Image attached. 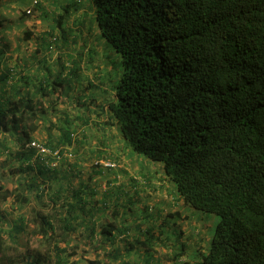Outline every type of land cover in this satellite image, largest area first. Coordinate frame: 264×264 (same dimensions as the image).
<instances>
[{
	"label": "trees",
	"instance_id": "trees-1",
	"mask_svg": "<svg viewBox=\"0 0 264 264\" xmlns=\"http://www.w3.org/2000/svg\"><path fill=\"white\" fill-rule=\"evenodd\" d=\"M4 2L0 0V11ZM23 2L20 0V5ZM92 2L103 38L121 56L115 96L106 106L126 144L134 152L162 163L187 205L217 216L208 248L199 250L192 264H264V0ZM3 10L0 33L6 27L7 14ZM3 35L0 34V152L13 153L19 163L16 171L28 173L30 181L22 191L20 186L0 184V202L10 197L20 203L37 198L41 205L44 177L62 173L59 181L68 179L67 166L76 157V150L70 147L71 134L63 131L58 140L51 134L45 141L38 140L35 133L43 127L45 118L30 94L21 93L18 83L22 78L8 64ZM54 41L51 38L42 48L56 49V54L64 56L58 63L64 65L71 54L68 48L61 47L63 42L55 47ZM57 75L49 83L57 96L82 79L75 63L68 73L65 68L63 77ZM60 124L62 127V119ZM10 145L15 148L9 150ZM94 158L91 160L95 166L89 175L106 176L104 169L109 167L99 166V158ZM68 182L71 179L61 184L67 186ZM88 186L92 187L91 183ZM56 188L59 200L61 193ZM73 190L59 206L34 214L37 228L31 234L40 239L41 250L29 245L30 237L35 236L26 235L20 250L24 260L21 264L103 263L68 248L70 238L78 243L71 235L74 229L86 225L74 212L82 211L84 193ZM60 207L65 208L63 212ZM4 213L0 210V224L7 221ZM16 219L9 222L7 230L12 240L28 224L33 225L24 214ZM95 222L88 232L92 234L89 242L96 233L102 248L112 244L117 235L128 232L114 221H100L99 225ZM141 243L144 249L149 245ZM128 244L134 246L132 242ZM121 248L109 249L105 257L116 260L130 250ZM182 251L173 252L170 259H178ZM4 257L0 252V259ZM15 263L13 257L6 256L3 264Z\"/></svg>",
	"mask_w": 264,
	"mask_h": 264
},
{
	"label": "rangeland",
	"instance_id": "rangeland-1",
	"mask_svg": "<svg viewBox=\"0 0 264 264\" xmlns=\"http://www.w3.org/2000/svg\"><path fill=\"white\" fill-rule=\"evenodd\" d=\"M89 1V2H88ZM92 0H37L36 6L35 3L32 2V0H24L23 3H21V7L19 9L20 14H23L26 16L25 19H33V23L31 25H19L16 24V26H13L9 29H4L1 33L5 34L4 36H12L14 38H26V35L39 37L42 39V42H47L51 40V38L54 41L55 47L63 42L64 45L61 47H66L68 43H70L71 39H74L78 43H85L83 45V49H86L87 51H81V56H86L87 60H83L84 63L90 62L89 57L92 58L91 62H96L99 59V52H102V58L105 53H110L109 59L113 60L115 59V56L118 57V52L114 51L112 46L110 44H107L105 39L103 38L100 28L97 24V21L94 17V15L91 14V3ZM93 3V2H92ZM33 4V5H32ZM65 6L70 8V13L73 12L72 15H69L66 13ZM74 7H76V10H74ZM30 9L29 13H23L26 9ZM78 9H82L84 12L81 14V17H76ZM5 14H7L6 18L8 20H14L16 21V17L20 16L19 14L16 15L11 10L5 11ZM68 17H70V20L68 21ZM35 19H39L40 22L36 23ZM0 33V34H1ZM55 37V38H53ZM77 38L79 40H77ZM103 38V39H102ZM66 40V41H64ZM74 42V43H76ZM41 43V41H40ZM108 46V48H106ZM60 47V48H61ZM112 50V51H111ZM94 56H91V55ZM96 54V55H95ZM90 55V56H88ZM116 57V59H117ZM104 61H106V57H104V60L102 61V64H105ZM90 62V63H91ZM100 64V61H97ZM120 65V64H119ZM118 65V66H119ZM97 68H99V65H96ZM59 70L62 72L59 73L62 77L65 74L64 67L62 68L60 65L58 66ZM96 76V79L104 82V77L100 76V73L97 76V73L93 74ZM112 76V75H111ZM112 78V77H111ZM84 84L86 83H79L76 85H73L69 90H67V93L63 92L60 93V96H56V99H49L47 101V105L43 103V111H41V115L45 117L48 121L52 122L51 119H55L57 117V121L54 122V124H57L61 122L63 126L62 131L64 133L70 134V131H73L74 129H77L78 126L74 123L72 124L70 120V110L66 106L65 101L63 102L62 98H67L68 100H75L80 101L83 103L82 106H79L82 110V113L84 115L88 114V111L86 107L84 106V100L91 102V99L96 100L98 97L102 98L100 92H101V86H89L87 88H84ZM51 88V87H49ZM50 97H54L55 93H50ZM76 97H74V96ZM78 95V96H77ZM60 99V108L57 105ZM47 99H45L46 101ZM44 101V102H45ZM51 104V106H50ZM59 108V109H58ZM59 115V116H58ZM93 116V115H92ZM45 120L43 122V127L39 131V134L37 137L40 141H45L50 136L47 132L48 128L45 125ZM53 123V122H52ZM92 128V126H90ZM56 128V127H55ZM103 129V128H102ZM102 133H105V130H99ZM85 135L84 133H80L78 136L79 140L85 139L83 138ZM63 141H66L67 139H64L62 137ZM70 139L72 140V136H70ZM77 139V138H76ZM50 140V139H49ZM70 140V141H71ZM85 145H88V142H86V139L84 140ZM54 144V143H53ZM11 147H8V149H14L15 145H10ZM58 147H61V145H56ZM68 147V146H63ZM74 148V147H73ZM131 150V149H130ZM132 152V153H131ZM131 154H135L137 156L139 153H136L131 150ZM97 153V152H96ZM77 157H73L70 159L71 165L67 166L69 168L70 173L68 174L69 178L64 179L61 182L66 183L67 180L71 179L74 180L75 183H70L75 187V190L73 191H79L84 193V197H86V200H90V203L86 202L82 203V211L81 209L75 210L74 212L79 216V222L83 224H87V221L85 222L84 217L87 213L91 214L95 220L98 222H95V224H100V221L110 222L114 221V223L117 226H120V228L125 229L124 231L128 232L121 235V237H118V240L125 241H131L129 237H132V235H137L141 239H145V241L149 244V247L147 251L145 252L144 246H141L139 244L132 247H124L128 248L129 252L125 255L118 257L116 260L106 258L105 257V249L101 247V244H99V236L97 238L94 237L93 240L89 242L90 235L89 236H83L82 233H79L78 230H81V225L79 227H76L74 229L71 235L76 236L78 243L72 242V238L69 239L68 248L70 250H79L80 253H84V255L87 258L90 259H99L103 260L102 264H192L194 263V260L196 261V256L198 257V251H202L205 249V247L208 248L210 243V237L212 233V229L214 226V222L217 220V216L215 214L206 213L197 209H194V211L188 212V214L184 213V216L180 215L181 219H186L187 222L183 226V229H180L178 225H173V221L176 220L177 214H172V218L169 220V217L166 218L165 214L166 212H163L159 207H157V204L151 203L150 199H142L141 202L138 204V208H136L135 204L137 202L136 196L134 197L135 200H132L131 198L128 199L127 197H119V194H129L130 196H134V194H131L132 190V183L129 185H124L122 188L116 187L117 189L112 187H108L107 182H110L109 178H106V183L102 186H100V183L96 182L92 177L86 178V176L89 173L90 170L94 169L92 158L85 159L84 157L81 158V152L77 151L75 154ZM94 155V154H93ZM129 155V156H130ZM127 155V157H129ZM144 157V156H143ZM76 159H80L78 165L75 163ZM100 159V158H99ZM91 160V161H90ZM84 161H86L84 163ZM100 164L99 166H107L108 164H112V166H107L105 168H111V167H117L120 162H117L114 159H105L99 160ZM70 162L68 164H70ZM114 164V165H113ZM19 167L18 161L15 159V156L13 153H10V151H1L0 152V184H6L8 187H15L20 186V190L22 191V188L27 185L30 181L29 174L24 172V175H21L20 172L18 173L16 170ZM79 171V172H77ZM88 171V172H87ZM85 172V173H84ZM73 173V174H72ZM72 174V175H71ZM57 176V174H55ZM71 177V178H70ZM81 179V180H80ZM116 179V178H114ZM78 180V181H77ZM80 180V181H79ZM45 183H50L51 181H54V185L56 186L57 180H51L49 176L44 177ZM84 181L87 182L86 185H84ZM172 182V181H171ZM91 186H88L90 185ZM45 189H43V192L39 196V200H41L42 196L48 195L51 191V188L49 190L47 189V184H42ZM65 190V189H64ZM111 190V192L109 191ZM109 191V192H107ZM59 192L61 193V204L62 201L65 199V196L69 193H65L63 190L59 188ZM107 192V193H106ZM113 192V193H112ZM80 193H78L79 196ZM81 196V195H80ZM83 198V197H82ZM180 198V197H179ZM179 198H176V205L182 204L179 206V209H187V205L185 202H181ZM37 199V198H36ZM36 199H29L27 202L20 203L17 200H14L13 197H10L7 202H0V210L4 211L5 217L7 221L6 223L0 224V229L4 227V231L1 232L0 230V248L2 253H4V258L0 259V264H3L6 261V256L13 257L15 260V264H21L24 260L20 257L21 252L20 251L25 246L26 241V235L29 236H35L34 230L37 228V225H35L34 221V214L36 212H49L51 209L50 203H48V208L41 207V205L36 201ZM175 199V198H174ZM182 200V199H181ZM180 201V202H179ZM152 204V205H150ZM153 205L155 206L153 208ZM59 206V205H58ZM62 209H65L64 207H60V211ZM171 210V209H168ZM173 213V212H172ZM24 214L28 220L33 221L31 224L27 225L23 231L16 233V237L14 240L11 239L10 233L7 231L8 228L11 226V221L17 220L16 217L18 215ZM10 222V223H9ZM56 225L58 223L55 222ZM97 225V226H98ZM96 226V231H97ZM126 227V228H125ZM180 230L181 234H180ZM36 231V230H35ZM60 229L57 228V232H59ZM123 231V232H124ZM61 234V232H60ZM156 234H158V237H156ZM68 235V234H66ZM31 241L29 245H31L32 248H36L37 250H41V244L40 239L35 236L34 238L30 237ZM61 240V238H60ZM127 240V241H126ZM133 240V239H132ZM160 240V244H158L156 241ZM135 240H133L134 242ZM117 243V240L114 241L112 246H114ZM119 243V242H118ZM137 243V242H136ZM77 244V245H74ZM109 244V243H107ZM61 246L64 245V243L61 241ZM73 245V246H71ZM109 246V245H108ZM140 247V248H139ZM133 248V249H132ZM140 249V250H139ZM182 254L178 256V259L171 260L170 256L173 254V252L182 250ZM124 250V249H123ZM125 251V250H124ZM126 252V251H125ZM146 259H150L149 261H146Z\"/></svg>",
	"mask_w": 264,
	"mask_h": 264
},
{
	"label": "crops",
	"instance_id": "crops-1",
	"mask_svg": "<svg viewBox=\"0 0 264 264\" xmlns=\"http://www.w3.org/2000/svg\"><path fill=\"white\" fill-rule=\"evenodd\" d=\"M33 2V0H32ZM89 2V1H88ZM91 3V14L95 15V7L92 2ZM6 6V7H5ZM22 8L20 6V0H5L4 2V8L7 11L10 12V10L15 13L16 15H20L16 17V21L14 20H8L5 19L4 22L6 24L5 29L12 28L13 26H16V24L22 25H31L33 23V19H25L26 16L23 14H20L19 9ZM2 9V10H3ZM1 10V11H2ZM67 14L72 15L73 12L70 13V8L65 6V9ZM74 10H76V7H74ZM77 16L81 17V14L84 12L82 9H78ZM0 11V12H1ZM5 13V10L2 12ZM83 19V18H82ZM70 20V17H68V21ZM36 23H39V19H35ZM3 34V33H2ZM5 35V34H4ZM3 35V41L2 44H4L5 48L4 54L8 55V64L10 67H13L17 70L18 74L16 76H20L22 78V81L18 83V86L21 88V93L26 92L30 94V97L32 98V102L34 106L37 108H41L43 110V103H47V101L50 99H56L57 92L55 93V96L50 97V93H53L49 89V83L53 78H56L61 72L59 70V61L64 56L62 54L58 55L56 54L55 50H45L42 47H47V42H42V39L39 37L31 36L29 38H14L12 36H4ZM103 39V38H102ZM77 40H79L77 38ZM41 41V43H40ZM106 41V40H105ZM76 42L74 39L70 40V43L67 44L66 48H68L69 54H71L70 57L66 58L67 62L63 65L60 64V66L64 69L66 68V72L68 73L70 71V67L75 64H78V70L80 69L81 80L79 79L74 83V85L79 83H86L84 84V88H87L89 86H101V96L102 98L98 97L96 100L91 99V102L84 100V106L86 107L88 114L81 115V109L79 106H82L83 103L80 101L68 100L67 98H62L63 102L65 101L66 106L69 108L71 114H70V121L72 124H76L78 126L77 129H74L73 131H70L72 136L71 145L70 147L77 151L81 152V158H93L99 160L105 159H114L117 162H120L118 166L121 168H109L104 169V172L107 171L106 176H99L100 178L94 177V180H97L100 185L103 187V185L106 183L108 177L111 182L110 188H122L124 185H129L132 183V190L131 194H134V196H130L129 194H119V197H127L128 199L135 200V196L137 198V202L135 204L136 208H138V204L141 202L142 199H150L151 203L157 204V207H159L163 212H166L165 217L169 220L172 218V214H177V218L175 221H173V225H178L180 229H183V226L187 222L186 219H181L184 216V213L188 214L191 210L194 211V209L191 206H187V209H179V206L182 204H174L176 203V198H179L180 195L178 193V190L176 189V186L173 182H171L167 175L165 174L162 163L158 161L151 160L147 157L137 156L135 154H131V148L126 144L119 125L116 123V120L114 117H112L111 113L107 109V102L112 100L114 98V82L117 80L119 74L121 73L122 66L120 64L121 56L120 54H117L115 56V59L110 60L109 54L105 53L102 58V52H99V59L97 61H100V64L96 62H91L92 58L89 57L90 62L84 63L83 60H87L86 56H81V51L86 52V49H83L82 46L85 45V43H74ZM1 44V42H0ZM1 47V46H0ZM108 48V46L106 47ZM1 49V48H0ZM112 51V50H111ZM96 55V54H95ZM90 56V55H88ZM91 56H94L93 54ZM104 57H106V61H104L105 64H102V61L104 60ZM117 57V59H116ZM120 64V65H119ZM70 65V66H69ZM96 65H99L100 67L97 68ZM119 65V66H118ZM100 73V76L104 77V82L101 83V81L96 79V76L93 74ZM112 75V76H111ZM112 77V78H111ZM73 86V85H72ZM71 86V87H72ZM59 95V94H58ZM74 96V95H73ZM78 96V95H77ZM76 97V96H74ZM45 99H47L45 101ZM45 101V102H44ZM47 105V104H46ZM57 105L60 108V99ZM51 106V104H50ZM58 108V109H59ZM41 110V111H42ZM93 115V116H92ZM59 116V115H58ZM78 116H81L79 119ZM42 118H45L42 115ZM55 119H51L50 122L47 119H45V125L48 127V132L51 134V138L54 140H58L62 133L61 124L57 123L54 124V122L57 121ZM38 122H41L38 118ZM43 124V123H42ZM55 125V126H54ZM50 126L52 127L51 130L49 129ZM92 126V128L90 127ZM56 127V128H55ZM103 128V129H102ZM36 131L35 135L37 136L40 131ZM50 130V131H49ZM99 130H105V133L100 132ZM80 133H84V137L86 139V142H88V145H85L84 140H79L78 136ZM77 138V139H76ZM69 146V145H68ZM70 148V149H71ZM131 149V150H130ZM133 151V150H132ZM97 152V153H96ZM132 153V152H131ZM94 154V155H93ZM127 155L129 157H127ZM76 156V155H75ZM77 157V156H76ZM80 159H76L75 163L78 165ZM86 161H84L85 163ZM66 171V170H65ZM64 172V171H63ZM66 172H69L66 171ZM79 172V171H77ZM88 172V171H87ZM90 173V172H89ZM54 175V176H53ZM109 175V176H107ZM48 176V175H47ZM59 176H63V174H58L55 176V174H51L50 178L51 180H57V186L64 187L65 190H63L65 193L71 192V189L75 188L72 184L75 183L74 180L71 181L72 184L65 185L61 184L59 181ZM92 177L91 175H87L86 178ZM116 177V179H114ZM113 179V180H112ZM81 180V179H80ZM79 180V181H80ZM78 181V180H77ZM47 184L48 190L51 188V191L48 195L42 196L41 200L39 202L41 203V207L48 208V203H50L51 208L53 206H58L61 204V197L58 200V190L57 186L54 185V181H51ZM84 185L87 184L86 181L83 182ZM52 185V186H51ZM66 186V188H65ZM56 188V189H55ZM117 189V188H116ZM52 195H56L51 197ZM175 198V199H174ZM180 199V198H179ZM58 201V202H57ZM83 203H90V200H86V197L82 199ZM182 202L183 200L180 199ZM179 201V202H180ZM184 202V201H183ZM150 204V205H152ZM155 206L153 205V208ZM54 208V207H53ZM57 208V207H56ZM171 209V210H168ZM173 212V213H172ZM88 215V217H86ZM180 215L181 218H180ZM84 217H86L85 222L87 221V224L85 227L81 230H78L79 233H82L83 236H89L88 233L91 227L94 225L95 218L91 214H86ZM80 219V218H79ZM96 221V220H95ZM215 223V222H214ZM126 228V227H125ZM180 230V234H181ZM212 234V233H211ZM92 235V234H91ZM124 235V234H123ZM95 238H97L99 235L96 233L93 234ZM118 237L116 236L117 243L112 246L113 244H107L105 250L108 251L109 249H113L114 247H122L121 251H124V247H128V241L127 243L122 240H118ZM156 237H158V234H156ZM131 241L134 244H138L139 240L141 239L137 235H132V237H129ZM138 240L137 243L133 240ZM115 240V241H116ZM145 239H142L140 241V247L144 246ZM119 242V243H118ZM158 244H160V240L156 241ZM101 244V243H100ZM105 245V244H104ZM109 245V246H108ZM103 246V245H101ZM149 247V245H147ZM146 246V250L148 249ZM139 247V248H140ZM103 248V249H105ZM140 250V249H139Z\"/></svg>",
	"mask_w": 264,
	"mask_h": 264
},
{
	"label": "clouds",
	"instance_id": "clouds-1",
	"mask_svg": "<svg viewBox=\"0 0 264 264\" xmlns=\"http://www.w3.org/2000/svg\"><path fill=\"white\" fill-rule=\"evenodd\" d=\"M33 3H35L34 5L36 6L37 0H33ZM32 5H33V4H32ZM25 12H26V13H29V12H30V9H29V8L26 9Z\"/></svg>",
	"mask_w": 264,
	"mask_h": 264
},
{
	"label": "built area",
	"instance_id": "built-area-1",
	"mask_svg": "<svg viewBox=\"0 0 264 264\" xmlns=\"http://www.w3.org/2000/svg\"><path fill=\"white\" fill-rule=\"evenodd\" d=\"M31 144L34 146V145H37L35 142H31ZM42 149V148H41ZM112 166V164L110 163V164H108L107 166ZM114 165V164H113Z\"/></svg>",
	"mask_w": 264,
	"mask_h": 264
}]
</instances>
